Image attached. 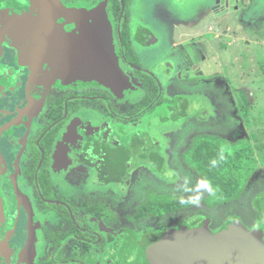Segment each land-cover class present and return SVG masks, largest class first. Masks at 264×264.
<instances>
[{
	"label": "flooded vegetation",
	"instance_id": "flooded-vegetation-1",
	"mask_svg": "<svg viewBox=\"0 0 264 264\" xmlns=\"http://www.w3.org/2000/svg\"><path fill=\"white\" fill-rule=\"evenodd\" d=\"M103 1L54 0L44 8L37 0H0V18L10 16L11 28L20 20L29 27L19 38L0 28V264H138L147 249L131 237L143 232L116 226L106 200L126 201L129 182L149 171L139 167L130 179L102 183L97 169L109 165L111 151L133 131L145 107L139 108L154 96L153 103L190 97L176 93L175 82L199 81L201 73L186 56L176 66L174 43L152 53L159 38L131 12L129 0H117L119 13L108 0L104 16L121 77L110 83L67 76L60 62L69 47L64 38ZM236 1L211 11L223 16ZM171 127L173 139L181 127ZM248 229H262L257 217Z\"/></svg>",
	"mask_w": 264,
	"mask_h": 264
},
{
	"label": "rangeland",
	"instance_id": "rangeland-1",
	"mask_svg": "<svg viewBox=\"0 0 264 264\" xmlns=\"http://www.w3.org/2000/svg\"><path fill=\"white\" fill-rule=\"evenodd\" d=\"M215 2L129 0L131 12L159 38L152 53L174 43L176 66L186 56L188 66L201 73L199 81H176L174 91L198 95L201 100H190L188 116L203 119L206 113L209 124L188 120L170 139L172 127L158 129L152 114L136 122L133 131H147L161 145L167 142L176 178L171 181L170 172L164 179L138 171L123 202L110 188L116 198L108 196L106 207L121 229L141 233L179 227L202 214L222 221L237 213L245 227L254 224L250 194L253 184L264 181V0H237L219 17L211 11ZM249 154L253 159L245 158ZM232 158L241 159V168L230 166ZM194 165L214 175L221 183L218 191L206 186Z\"/></svg>",
	"mask_w": 264,
	"mask_h": 264
},
{
	"label": "water",
	"instance_id": "water-1",
	"mask_svg": "<svg viewBox=\"0 0 264 264\" xmlns=\"http://www.w3.org/2000/svg\"><path fill=\"white\" fill-rule=\"evenodd\" d=\"M107 1L104 0L89 15H82L79 21L77 19L78 30L64 38L69 47L65 48L66 56L60 62L63 64L61 70L67 76L110 83L121 77L113 52L110 27L104 16ZM53 3L54 0H48L41 5L50 8ZM220 5H224V0H216L212 10ZM59 9L68 14L61 7ZM122 10L123 5L121 13ZM72 16L75 15L69 17ZM9 17L0 18V28L10 35L12 29L17 38L24 36L29 30L27 23L20 20L16 27L11 28ZM37 27L44 32V28ZM261 221L264 223V209ZM209 223L206 219L199 227L170 231L140 253L138 264H264V241L260 230L248 229L236 220L213 232L209 229Z\"/></svg>",
	"mask_w": 264,
	"mask_h": 264
},
{
	"label": "trees",
	"instance_id": "trees-1",
	"mask_svg": "<svg viewBox=\"0 0 264 264\" xmlns=\"http://www.w3.org/2000/svg\"><path fill=\"white\" fill-rule=\"evenodd\" d=\"M108 6L109 9L116 6L115 12H120V4L117 0H110ZM155 98L156 96H154V100ZM190 100L196 101L199 100V98L197 96H174L172 98H160L154 103L152 101H148L136 111V113H139L140 110L145 107L143 112L134 121L137 122L142 117L152 114V118L156 121L157 127L169 125L182 128L187 124H185V119L188 117L187 110L189 108ZM241 115L243 114L241 113ZM190 121L196 125L209 124V120H207V118L201 119V117L192 118ZM121 142L122 143H119V146H117V149L111 151V155L109 156V165H106V167L100 166L97 169L99 180L102 183H119L122 177L125 175H127L130 179L135 173L136 169L139 167L149 171V173H151L154 178L157 177L167 179V173L170 172L172 173L171 181L175 180L176 174L170 171V151L168 150L167 143L161 145L147 131L143 130H134L129 132L126 138L121 139ZM195 143H197V141ZM242 147L243 146H241V148ZM193 149L198 151L199 147L196 149L195 144L193 145ZM249 150L252 152L250 147ZM245 158L253 159V156L252 154H249L246 155ZM231 163V167L233 166L237 169L241 168L242 162L240 158H232ZM193 168L201 175L207 187L214 191L219 190L221 183L213 180L214 175L211 176L209 173L205 172V168L203 167L194 165ZM107 174L109 176L111 175L110 179H104ZM237 184L240 183L238 182ZM250 202L254 214L257 217V222L260 226H262V229L260 230L263 234L264 241V223L261 221V213L264 209V181H258L253 184V189L250 194ZM206 219L210 221L209 229L215 232L236 220H239L241 223L245 221L244 216L237 213L228 214L223 218L222 221L211 218L209 215L202 214L198 215V217H196V219L191 224H182L180 228L187 229L199 227ZM174 228L176 227L162 229L161 227L157 226L153 229L143 232L138 236L131 235L132 241L140 248H148L163 238Z\"/></svg>",
	"mask_w": 264,
	"mask_h": 264
},
{
	"label": "clouds",
	"instance_id": "clouds-1",
	"mask_svg": "<svg viewBox=\"0 0 264 264\" xmlns=\"http://www.w3.org/2000/svg\"><path fill=\"white\" fill-rule=\"evenodd\" d=\"M213 165H215V161H213Z\"/></svg>",
	"mask_w": 264,
	"mask_h": 264
}]
</instances>
